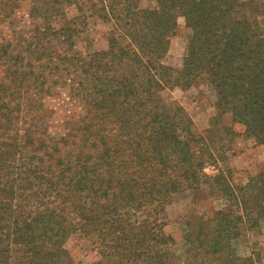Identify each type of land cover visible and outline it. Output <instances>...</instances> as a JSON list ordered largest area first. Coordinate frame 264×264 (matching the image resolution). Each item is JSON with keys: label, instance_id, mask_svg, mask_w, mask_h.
<instances>
[{"label": "trees", "instance_id": "obj_1", "mask_svg": "<svg viewBox=\"0 0 264 264\" xmlns=\"http://www.w3.org/2000/svg\"><path fill=\"white\" fill-rule=\"evenodd\" d=\"M106 1L105 18L114 23L107 49L89 62L71 60L76 77L84 75L74 93L89 118L76 124L69 139L47 146L45 140L33 142L32 128L23 126L8 134L12 113L0 95V264H10L15 244L30 253L19 264H71L62 243L77 228L58 206L35 205L36 184L55 190V198L64 193V203L74 197L82 231L99 241L108 264H175L165 249L173 239L162 232L157 209L163 211L177 192L207 187L209 197L225 204L211 219L192 217L184 238L203 261L226 260L241 230L264 221V169L244 184L219 169L207 174L210 161L218 163L207 149L215 136L211 130L195 136L184 109L163 104L159 95L203 81L215 93L217 116L229 114L247 137L264 144V2L152 0L155 8L145 9L143 0ZM179 18L190 36L175 69L163 59ZM74 28L52 29L64 43ZM32 145L44 153L26 156L32 166L17 172L14 156L23 157ZM58 146H69L70 155L57 156Z\"/></svg>", "mask_w": 264, "mask_h": 264}, {"label": "rangeland", "instance_id": "obj_2", "mask_svg": "<svg viewBox=\"0 0 264 264\" xmlns=\"http://www.w3.org/2000/svg\"><path fill=\"white\" fill-rule=\"evenodd\" d=\"M104 5H108L106 0H0V95L4 96L3 100L11 109L14 127L8 134L13 135L22 126L32 128L33 142L45 140L47 146H55L74 134L78 122L89 118L84 104L74 93L78 88L76 83L83 82L84 75L76 77L71 60L81 56L89 62L94 53L107 49L114 23L105 18ZM155 6L152 0L141 2L145 9ZM68 24L75 27V32L68 33L72 39L66 36L63 43L60 41L63 38L57 37L52 28H64ZM261 26L264 34V17L261 18ZM189 36L184 19L179 18L164 64L181 68ZM88 81L91 85V77L85 83ZM159 96L163 104L174 103L184 109L192 121L195 136L204 137L208 130H211V136H215V142H208L207 149L209 153L215 152L218 163L211 160L205 169L207 174L216 173L219 169L230 176L234 184H244L249 177L264 169V144L247 137L244 127L234 123L229 114L217 116L215 93L207 83L198 81L187 89H163ZM226 131L230 134L226 135ZM61 148L57 149V156L70 155H66L69 146ZM43 153L34 145L26 147L23 157L14 156L16 166L21 170L17 172L24 173L32 166L26 161V156H41ZM33 192L37 194L33 199L35 205L43 207L44 204L52 209L58 206L67 222L77 228L62 243L71 264H108L100 253L99 241L93 238V242L82 231L80 219L73 210V196L71 200L66 197L64 203L61 201L64 193L60 192V197L55 198V190L49 191L37 184ZM224 204L222 199L209 197L205 187L177 192L163 211L157 209L162 232L173 239L165 249L173 255L175 264H211L201 259L200 250H191L184 238L188 234L186 224L192 217L213 218ZM151 209L145 207L143 211ZM241 233L232 242V257L212 264H264V221L259 228H244ZM10 253V264H19L30 255L24 246L17 244L12 245Z\"/></svg>", "mask_w": 264, "mask_h": 264}]
</instances>
